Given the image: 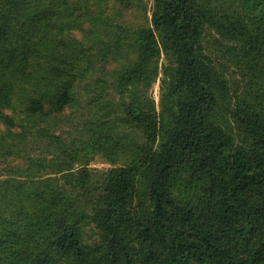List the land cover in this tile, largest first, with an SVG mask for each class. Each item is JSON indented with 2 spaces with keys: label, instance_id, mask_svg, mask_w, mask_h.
Segmentation results:
<instances>
[{
  "label": "trees",
  "instance_id": "obj_1",
  "mask_svg": "<svg viewBox=\"0 0 264 264\" xmlns=\"http://www.w3.org/2000/svg\"><path fill=\"white\" fill-rule=\"evenodd\" d=\"M106 1L0 0V84L41 59L42 87L25 107L33 126L76 101L93 60L135 55L114 71L120 112L103 103L100 80L83 136L38 127V155L25 127L12 149L1 143L24 166L0 179V264H264V0H153L150 24L135 26L105 23ZM123 3L148 18L143 0ZM73 9L104 24L108 52L93 58L52 35L51 19ZM161 53L158 111L138 86L152 84ZM98 152L111 167L88 166Z\"/></svg>",
  "mask_w": 264,
  "mask_h": 264
},
{
  "label": "rangeland",
  "instance_id": "obj_2",
  "mask_svg": "<svg viewBox=\"0 0 264 264\" xmlns=\"http://www.w3.org/2000/svg\"><path fill=\"white\" fill-rule=\"evenodd\" d=\"M120 0H108L102 2L104 15L101 19L105 23H109L111 19L113 22H118L124 25L135 26L138 24H150V9L152 7L153 0H143L147 7V19L143 18V15L138 12V7L133 6L126 7L123 3V8L119 6ZM90 9H93L94 13H98L99 9L92 4V1H87ZM46 6L48 4L45 3ZM53 26L51 27L52 35L56 37H64L66 39H78L84 47L88 54L92 55L93 58L100 57L101 54L108 52L109 48L102 49L104 43L108 46L110 43V37L105 34V26L101 24L100 21L94 19L92 21H86L84 16H80L77 10H72L70 12L60 11L51 19ZM110 30V28H109ZM51 39L50 33L46 35L43 42L49 43ZM75 42V40H73ZM39 57H34L31 63L28 64L27 68L23 74L16 79L15 83L11 85V82H6L5 84H0V95L4 92L1 89L2 86L7 87L5 90L6 95L10 96V102L7 106L0 103V151L1 143L4 142L7 149H12L14 145L20 140L19 134L23 133L24 127L28 131H25V137L23 138L27 144V150L31 155L44 153L43 145L46 143L45 140H41L40 144L37 139L39 138V133L36 131L38 127L46 128L50 134L58 135L62 140L69 141L73 137L83 136L85 134L84 130V115L89 112H97L95 108L89 106V102L95 95V89L100 90L99 85L101 81H106L105 94L103 95V103L115 110L117 113L121 111V107L117 104L118 94L114 90L112 85L114 71L120 69L123 63L130 64L135 55L128 50L121 51L120 54H111L106 57L104 61L100 60L102 58H97L93 60L94 63V73L92 77H88L84 80L76 81L73 88V95L76 101L68 107L62 114L56 116L55 119L48 121H39L38 126H33L34 120L32 117L28 116L25 107L27 105V100L30 96L34 95L42 87V83L35 81L38 75V68L41 64V59ZM165 62V55L161 53L158 63V75L149 87L144 85H139L138 89L147 92L151 99L154 101L157 110H160V97H161V80L163 78V64ZM106 70H101L104 68ZM234 68H231L232 71ZM236 71V69H235ZM232 79L241 80L242 77L237 73L233 72ZM101 80V81H100ZM4 82V80H2ZM10 88V89H9ZM3 115L9 116L13 121V125L5 123ZM99 114V113H96ZM22 125V127H21ZM33 126V127H32ZM236 128V125L234 126ZM40 140V138H39ZM17 151V149H16ZM54 152V151H53ZM55 153V152H54ZM56 154V153H55ZM24 158L13 155H6L0 153V179H7V177L18 178V170L24 166ZM92 169L104 170L112 165L106 159L103 152H98L93 156V160L90 161L88 165ZM56 174L50 173L49 176H55ZM90 238V235H87Z\"/></svg>",
  "mask_w": 264,
  "mask_h": 264
}]
</instances>
